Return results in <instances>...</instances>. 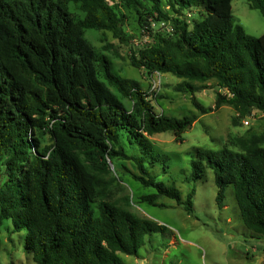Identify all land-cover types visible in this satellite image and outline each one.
I'll list each match as a JSON object with an SVG mask.
<instances>
[{
	"label": "trees",
	"instance_id": "16d2710c",
	"mask_svg": "<svg viewBox=\"0 0 264 264\" xmlns=\"http://www.w3.org/2000/svg\"><path fill=\"white\" fill-rule=\"evenodd\" d=\"M232 1L0 0V230L9 220L13 233L26 230L36 263L125 264L120 254L137 256L148 236L168 231L130 211L129 198L114 199L111 171L125 170L150 190L143 203L163 207L158 201L169 199L194 213L195 187L184 195L152 171L168 165L149 137L180 138L197 118L157 113L151 95L123 77L88 32L110 31L126 41L120 10L126 8L145 30V43L131 48L134 68L172 74L192 92L189 82L214 80L216 108L264 114V34L245 36L234 25ZM247 1L264 17V0ZM154 14L171 24L170 32L144 25ZM209 170L217 205L232 187L243 224L264 236V148L257 142L242 152L195 148L192 180H204Z\"/></svg>",
	"mask_w": 264,
	"mask_h": 264
},
{
	"label": "rangeland",
	"instance_id": "374dc122",
	"mask_svg": "<svg viewBox=\"0 0 264 264\" xmlns=\"http://www.w3.org/2000/svg\"><path fill=\"white\" fill-rule=\"evenodd\" d=\"M232 7L233 23L244 28L245 36L264 34V17L259 10L251 8L247 0H233ZM120 10L125 15L121 30L126 41L110 31H90L88 38L97 48H107L123 77L139 81L144 91L151 95L157 113L174 118L191 115L197 118L180 138L171 132L149 137L153 147L166 157L168 165L165 170L162 165L155 164L152 171L157 178L177 186L184 195L195 187L192 215L169 199L158 201L165 205L163 207L143 203L141 195L150 190L142 187L125 170L126 175L111 171L106 176L114 199L126 203L129 198L130 211L168 229L165 233L148 236L137 256L120 254L121 258L125 264H264V236L253 234L243 224L232 187L226 188L224 204L219 207L212 171L207 172L204 180L193 181L191 178L192 154L197 147L212 150L226 147L242 152L245 144L257 142L264 148V114L253 111L240 116L228 104L216 108L218 88L214 80L189 82L197 90L192 92L182 90L183 79L172 74L148 73L134 68L130 62L131 48L145 43L142 38L145 30L135 13L123 7ZM170 15L175 14L171 12ZM157 17V14L149 16L144 25L155 33L170 32L171 24L157 22ZM195 17L196 12L188 19ZM153 80L160 81V88L156 91L151 90ZM201 107L209 112L203 114ZM124 164L130 171H135L130 160ZM12 230V221H5L0 230V264H38L26 249V230L14 233Z\"/></svg>",
	"mask_w": 264,
	"mask_h": 264
},
{
	"label": "built area",
	"instance_id": "2783aa9c",
	"mask_svg": "<svg viewBox=\"0 0 264 264\" xmlns=\"http://www.w3.org/2000/svg\"><path fill=\"white\" fill-rule=\"evenodd\" d=\"M108 3H110L111 5L113 4L112 0H107ZM156 82H159V85H157ZM160 88V81H156V80H153L152 83H151V90L152 91H156ZM136 264H144L143 262L141 263H136Z\"/></svg>",
	"mask_w": 264,
	"mask_h": 264
}]
</instances>
